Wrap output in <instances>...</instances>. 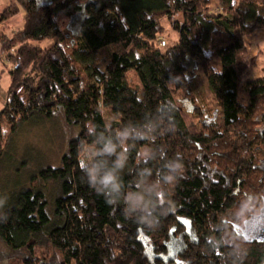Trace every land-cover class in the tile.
I'll list each match as a JSON object with an SVG mask.
<instances>
[{
  "label": "trees",
  "instance_id": "trees-1",
  "mask_svg": "<svg viewBox=\"0 0 264 264\" xmlns=\"http://www.w3.org/2000/svg\"><path fill=\"white\" fill-rule=\"evenodd\" d=\"M211 4L12 0L0 12V26L24 14L13 35L0 29V55L11 63L7 104L0 111V160L10 136L34 116L60 110L81 127L62 165L41 169L0 211L7 217L0 219V238L27 252L19 264L264 263V243L238 236L233 227L264 204V75L250 78L246 42L264 29V0H219L218 11ZM163 18L178 33L165 50L158 44ZM196 70L205 76L222 121L202 122L194 132L177 96L188 91L185 101L204 115L207 102ZM146 123L158 130L124 145L119 199L140 191L151 205L158 198L164 212L151 225L129 216L122 203L110 204L82 171L86 162L111 165L115 159L90 160L87 150L102 147V138L123 127L144 131ZM168 126L171 132H165ZM89 127L95 129L91 135ZM177 153L183 173L170 185L167 165ZM47 182L60 184L54 205L48 204ZM44 241L62 253L60 261L35 256Z\"/></svg>",
  "mask_w": 264,
  "mask_h": 264
},
{
  "label": "rangeland",
  "instance_id": "rangeland-1",
  "mask_svg": "<svg viewBox=\"0 0 264 264\" xmlns=\"http://www.w3.org/2000/svg\"><path fill=\"white\" fill-rule=\"evenodd\" d=\"M214 6L212 7L213 11H218V8L216 9ZM61 20L64 25V19L61 18ZM162 21L164 31L159 37L158 44L165 50L166 47L172 46L177 42L178 33L171 28L165 18ZM257 38L259 37L256 36L255 39L257 40ZM250 52L254 74H264L263 37L261 41H256V44L250 47ZM105 56L104 53L99 56L103 66L107 63ZM195 74L207 102L204 115L196 114V107L194 106L196 103H192L190 100L185 101L186 97H191L188 91L180 93L177 98H179L178 103L182 107L183 115L189 128L197 132L202 122L222 121V114L203 73L200 70H196ZM136 80L135 75H131V82L136 83ZM10 83V73L6 70L0 78V111L7 104ZM260 108L261 111L259 113L264 111V100L261 102ZM105 115L108 119L112 117L107 110H105ZM80 132L81 127L74 123H68L60 110H56L50 117L37 115L21 123L18 130L10 136L4 156L0 160V199L7 198L5 206L16 199L19 192L30 183L33 176L38 174L41 169L60 167L64 155L69 150L71 141L77 138ZM90 149L87 150L89 155ZM43 185L46 190L48 204L54 205L56 197L61 192L60 184L47 182ZM134 197L143 198L145 206L151 205V199L143 191L138 192ZM165 199L166 197H163L162 201ZM2 210L3 208L0 209V211ZM25 255H27L25 249L15 250L0 238V264H19ZM35 256L45 257L54 262L62 259V253L45 241L36 246ZM151 260L154 261L155 258H151Z\"/></svg>",
  "mask_w": 264,
  "mask_h": 264
},
{
  "label": "clouds",
  "instance_id": "clouds-1",
  "mask_svg": "<svg viewBox=\"0 0 264 264\" xmlns=\"http://www.w3.org/2000/svg\"><path fill=\"white\" fill-rule=\"evenodd\" d=\"M156 115L163 116L165 121H168V116L165 112L157 111ZM144 131L137 132L134 127H123L115 131L114 136H106L102 138V147L90 149V160H94L97 156H114L115 159L111 165L104 162L91 163L86 162L82 171L84 172L88 183L110 204H123L125 206V212L147 225H151L155 220L163 214L164 207L157 202L155 205L145 206L143 198L134 197L132 199H125L123 202L119 199L121 192V178L120 171L124 167L126 161V155L123 151L124 145L130 139L147 140L148 132H155L158 130L157 125L153 123H146ZM173 129L168 126L165 132H171ZM95 131L94 128H88V135H91ZM154 142V141H153ZM150 155V154H146ZM167 155V153H165ZM166 180L170 185H174L182 177L183 163L180 154H175L169 159L167 165ZM7 203V198L0 199V209L4 208ZM6 216L0 217V219L6 220ZM251 219L254 220L256 227L264 231V207L257 204L251 210Z\"/></svg>",
  "mask_w": 264,
  "mask_h": 264
},
{
  "label": "crops",
  "instance_id": "crops-1",
  "mask_svg": "<svg viewBox=\"0 0 264 264\" xmlns=\"http://www.w3.org/2000/svg\"><path fill=\"white\" fill-rule=\"evenodd\" d=\"M11 2H12V0H0V12L4 11L10 5ZM218 3H219V0H212L211 8L215 5L214 7H216V9H217L218 5H219ZM23 25H24V14L20 13L17 16H15L13 19H11L10 21L2 24L0 26V29L5 31L9 35H13L15 32H17L19 29H21L23 27ZM256 36L259 37V38H257V40L255 39ZM262 37L264 39V29H259L256 32H254L253 34L246 37L249 59H250V78L251 79H257L260 76L264 75V74H261V75H255L254 74V70H253L254 66L252 63V59L250 58L251 57L250 47L254 46V44H256V41H261ZM1 48H2V46L0 43V51H1ZM0 69H4L5 71L6 70L9 71L11 69V63L6 58V54L0 55Z\"/></svg>",
  "mask_w": 264,
  "mask_h": 264
},
{
  "label": "flooded vegetation",
  "instance_id": "flooded-vegetation-1",
  "mask_svg": "<svg viewBox=\"0 0 264 264\" xmlns=\"http://www.w3.org/2000/svg\"><path fill=\"white\" fill-rule=\"evenodd\" d=\"M250 217L246 218L241 225L233 224L234 230L236 231L238 236H241L247 240H251V241L259 240L264 243V231H261L256 227L254 220H252L248 224L247 228L244 226L245 221L249 220ZM164 260L166 261V264H173L172 262H169V260L166 259ZM182 264H186V263L183 262Z\"/></svg>",
  "mask_w": 264,
  "mask_h": 264
},
{
  "label": "water",
  "instance_id": "water-1",
  "mask_svg": "<svg viewBox=\"0 0 264 264\" xmlns=\"http://www.w3.org/2000/svg\"><path fill=\"white\" fill-rule=\"evenodd\" d=\"M264 207V206H263ZM253 219H249V220H247V221H245V227L247 228L248 227V224L252 221Z\"/></svg>",
  "mask_w": 264,
  "mask_h": 264
}]
</instances>
